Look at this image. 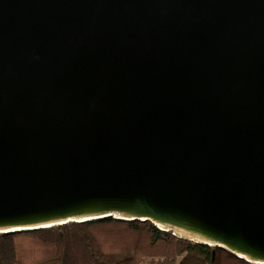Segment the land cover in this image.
I'll use <instances>...</instances> for the list:
<instances>
[{"label":"water","instance_id":"water-1","mask_svg":"<svg viewBox=\"0 0 264 264\" xmlns=\"http://www.w3.org/2000/svg\"><path fill=\"white\" fill-rule=\"evenodd\" d=\"M105 218L264 264V0H0V234Z\"/></svg>","mask_w":264,"mask_h":264},{"label":"trees","instance_id":"trees-1","mask_svg":"<svg viewBox=\"0 0 264 264\" xmlns=\"http://www.w3.org/2000/svg\"><path fill=\"white\" fill-rule=\"evenodd\" d=\"M252 264L150 221L70 222L0 234V264Z\"/></svg>","mask_w":264,"mask_h":264},{"label":"rangeland","instance_id":"rangeland-1","mask_svg":"<svg viewBox=\"0 0 264 264\" xmlns=\"http://www.w3.org/2000/svg\"><path fill=\"white\" fill-rule=\"evenodd\" d=\"M146 264V263H145Z\"/></svg>","mask_w":264,"mask_h":264}]
</instances>
